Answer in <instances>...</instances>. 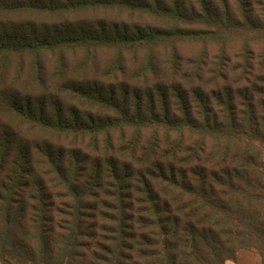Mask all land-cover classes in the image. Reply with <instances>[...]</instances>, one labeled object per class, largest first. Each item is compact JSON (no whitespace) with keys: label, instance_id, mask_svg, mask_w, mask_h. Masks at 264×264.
<instances>
[{"label":"trees","instance_id":"trees-1","mask_svg":"<svg viewBox=\"0 0 264 264\" xmlns=\"http://www.w3.org/2000/svg\"><path fill=\"white\" fill-rule=\"evenodd\" d=\"M264 264V0H0V264Z\"/></svg>","mask_w":264,"mask_h":264},{"label":"crops","instance_id":"crops-1","mask_svg":"<svg viewBox=\"0 0 264 264\" xmlns=\"http://www.w3.org/2000/svg\"><path fill=\"white\" fill-rule=\"evenodd\" d=\"M242 252L243 251H241L240 254H239L238 262L237 263L230 261L227 264H242L243 260H246L247 258H249L248 255H242V254H246V253H242ZM252 252H254V251H252ZM252 258H254V263L255 264H262L261 263V259H260V257H259L258 254L257 255H254V257H252Z\"/></svg>","mask_w":264,"mask_h":264},{"label":"rangeland","instance_id":"rangeland-1","mask_svg":"<svg viewBox=\"0 0 264 264\" xmlns=\"http://www.w3.org/2000/svg\"><path fill=\"white\" fill-rule=\"evenodd\" d=\"M242 253H246V254H242V255H248L249 258H247L246 260H243L242 264H255L254 263V255H257L256 252H252L251 250H243ZM253 253V254H252ZM256 253V254H255ZM239 257V256H238Z\"/></svg>","mask_w":264,"mask_h":264}]
</instances>
